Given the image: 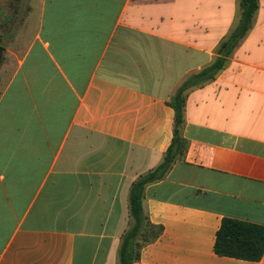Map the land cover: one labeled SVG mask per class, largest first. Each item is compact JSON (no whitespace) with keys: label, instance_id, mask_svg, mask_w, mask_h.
Segmentation results:
<instances>
[{"label":"crops","instance_id":"0c3cea01","mask_svg":"<svg viewBox=\"0 0 264 264\" xmlns=\"http://www.w3.org/2000/svg\"><path fill=\"white\" fill-rule=\"evenodd\" d=\"M257 3L223 66L187 91L186 150L142 195L162 233L134 264H264L213 252L223 218L264 227ZM238 19V0H21L0 33V264H118L130 187L171 143L168 102Z\"/></svg>","mask_w":264,"mask_h":264},{"label":"trees","instance_id":"16d2710c","mask_svg":"<svg viewBox=\"0 0 264 264\" xmlns=\"http://www.w3.org/2000/svg\"><path fill=\"white\" fill-rule=\"evenodd\" d=\"M21 0H9V14L0 22V32L3 34L12 30L20 7ZM239 19L236 27L224 39L219 48V57L214 63L198 74L191 75L183 81L168 102L173 110L172 139L167 148L162 163L152 172L136 179L129 190L128 217L130 224L121 237L117 253L118 264H134L139 261L143 247L154 242L162 233V227L153 225L143 211L142 195L144 187L158 181L167 172L171 164L183 156L186 141L182 138L183 107L187 91L211 79L224 64L225 57L236 47L251 27L252 20L258 8L257 0H238ZM213 252L222 257L256 262L264 252V227L223 218L215 234Z\"/></svg>","mask_w":264,"mask_h":264},{"label":"rangeland","instance_id":"374dc122","mask_svg":"<svg viewBox=\"0 0 264 264\" xmlns=\"http://www.w3.org/2000/svg\"><path fill=\"white\" fill-rule=\"evenodd\" d=\"M8 1H9V0H3L4 6H5V8H6V14H9V13H10V10H9V8H8V6H7ZM0 33H1V32H0Z\"/></svg>","mask_w":264,"mask_h":264}]
</instances>
